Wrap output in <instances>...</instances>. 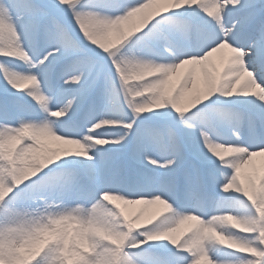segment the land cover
Segmentation results:
<instances>
[{"label": "snow or ice", "instance_id": "6c2138e0", "mask_svg": "<svg viewBox=\"0 0 264 264\" xmlns=\"http://www.w3.org/2000/svg\"><path fill=\"white\" fill-rule=\"evenodd\" d=\"M258 157L264 0H0V264H264ZM93 202L119 247L82 232L88 250L59 234L21 252Z\"/></svg>", "mask_w": 264, "mask_h": 264}, {"label": "clouds", "instance_id": "9594fccd", "mask_svg": "<svg viewBox=\"0 0 264 264\" xmlns=\"http://www.w3.org/2000/svg\"><path fill=\"white\" fill-rule=\"evenodd\" d=\"M50 149L51 144L46 142L30 156L29 164L21 179L26 178L28 174H34L36 168L48 158ZM104 199L116 209V213H119L123 217V222H125L128 227H132L138 223L139 209L128 205L123 200H119L116 196L111 194L105 196ZM94 204L95 202L87 206L82 204L71 206L72 209L77 210L79 216L84 218L86 221L84 225H81L75 219H68L66 218V214H62V218L55 221L54 228H43L40 230L34 237L30 238L21 246V252L27 259H32L40 253L48 240L59 234H64L67 238L77 240L82 248L88 250L87 241L81 236L82 232L98 236L111 245L119 247L123 243V236L118 234L121 221L117 219L115 213H111L110 211L105 213L94 211ZM44 220H46L45 216H37L26 220L21 225V230L24 231L33 223L39 224ZM227 220L231 221V218L228 217ZM208 231L212 230L209 229ZM69 264H71V261H69Z\"/></svg>", "mask_w": 264, "mask_h": 264}, {"label": "rangeland", "instance_id": "374dc122", "mask_svg": "<svg viewBox=\"0 0 264 264\" xmlns=\"http://www.w3.org/2000/svg\"><path fill=\"white\" fill-rule=\"evenodd\" d=\"M66 255L68 256L69 261H71V264H72V261L75 259V253L72 252L71 250H68V251L66 252Z\"/></svg>", "mask_w": 264, "mask_h": 264}, {"label": "bare ground", "instance_id": "6f19581e", "mask_svg": "<svg viewBox=\"0 0 264 264\" xmlns=\"http://www.w3.org/2000/svg\"><path fill=\"white\" fill-rule=\"evenodd\" d=\"M262 161H264V158H259V157L256 158L255 163H256L257 167L260 166V164L262 163Z\"/></svg>", "mask_w": 264, "mask_h": 264}]
</instances>
